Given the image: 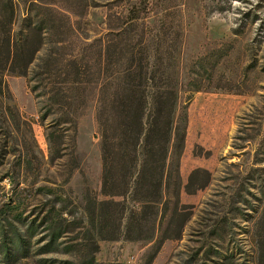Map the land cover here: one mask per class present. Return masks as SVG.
<instances>
[{
	"label": "rangeland",
	"instance_id": "obj_1",
	"mask_svg": "<svg viewBox=\"0 0 264 264\" xmlns=\"http://www.w3.org/2000/svg\"><path fill=\"white\" fill-rule=\"evenodd\" d=\"M9 1L15 34L31 14L36 47L46 31L48 44L64 32L82 58L98 38L114 40L115 54L146 29L152 61L172 67L187 124L182 154L172 157L180 197L171 192L153 240L130 241L121 198L102 192L96 87L70 130L30 77L3 72L0 264H264V0ZM7 4L0 0V12Z\"/></svg>",
	"mask_w": 264,
	"mask_h": 264
},
{
	"label": "trees",
	"instance_id": "obj_2",
	"mask_svg": "<svg viewBox=\"0 0 264 264\" xmlns=\"http://www.w3.org/2000/svg\"><path fill=\"white\" fill-rule=\"evenodd\" d=\"M7 3V11L0 12V88L6 70L30 77L32 92L47 99L49 112H57L61 125L76 130L77 120L72 116L88 87L95 86L102 137L103 195L121 198L115 205L122 207L120 226L127 240H153L167 216L171 192L178 198L182 187L180 158L174 164L172 157H180L184 149L187 115L169 73L172 67L161 60L152 61L146 29L138 35L139 40H131L115 54H110L112 40L96 39L95 46L86 48L93 54L89 59L68 48L70 41L63 32V37L49 43L55 48L46 49L39 59L38 53L49 45V33L39 35L41 46L36 47L32 41L36 35L34 18L29 14L23 19L28 23L26 28L15 34V8L12 1ZM140 19L129 21L131 32ZM154 37L160 53L161 35L158 32ZM97 220L94 212L91 225L95 226ZM145 229L148 235H140Z\"/></svg>",
	"mask_w": 264,
	"mask_h": 264
}]
</instances>
